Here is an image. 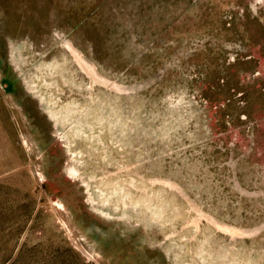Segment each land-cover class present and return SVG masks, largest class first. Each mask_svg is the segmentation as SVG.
Masks as SVG:
<instances>
[{
    "label": "rangeland",
    "instance_id": "1",
    "mask_svg": "<svg viewBox=\"0 0 264 264\" xmlns=\"http://www.w3.org/2000/svg\"><path fill=\"white\" fill-rule=\"evenodd\" d=\"M0 264H264V0H0Z\"/></svg>",
    "mask_w": 264,
    "mask_h": 264
}]
</instances>
